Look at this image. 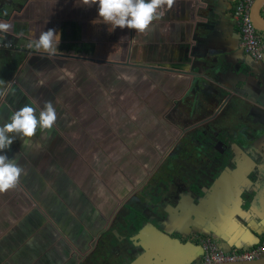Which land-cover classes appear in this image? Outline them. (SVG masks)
<instances>
[{
  "label": "crops",
  "instance_id": "obj_1",
  "mask_svg": "<svg viewBox=\"0 0 264 264\" xmlns=\"http://www.w3.org/2000/svg\"><path fill=\"white\" fill-rule=\"evenodd\" d=\"M239 1L174 0L141 33L111 29L99 20L98 5L83 6L81 0H0V21L12 25L10 36H21L34 50L14 81L0 68L5 93L0 95V125L18 110V94H26L18 100L43 107L55 91L63 98L78 96V83L84 80L96 86L94 94L105 100L104 109L116 124L113 133L107 130L109 122L99 131L96 147L78 130L71 151V136L53 127L25 138L27 143L18 138L0 152L16 156L27 170L19 183L21 202L13 200L12 189L0 193V264H85L90 257L97 264H187L201 259L202 250L195 245L202 237L211 238L222 251L247 250L264 239V179L255 178L256 173L264 178V159L247 165L249 156L255 160L258 154L253 158L248 148L240 151L243 128L264 129V60L253 64L241 47L233 16ZM49 28L61 33L57 54L50 59L33 46ZM14 56L16 65L25 61L19 53ZM65 107L62 120L68 125L73 121ZM231 110L239 113L227 123L224 116ZM213 117L222 119L223 132L235 129L233 138L223 140L225 146L239 148L224 149L221 159L230 170L212 175L201 190L226 179L214 195L182 192L184 198L176 194L169 205L152 209L163 198L156 183L166 187V177L154 176L169 145L185 131L208 126ZM22 143L27 152L17 155ZM113 145L124 151L123 159H112ZM148 179L144 191L135 194ZM149 192L160 196L156 203L140 206L145 212L134 211L135 224L145 223L143 230L139 225L137 240L124 229L121 214L127 220L126 206L139 207L136 195L146 198ZM67 205L79 211L77 216L65 210ZM51 215L53 222L47 218ZM103 228L104 252L92 250V240ZM165 230L172 234L168 242L162 241Z\"/></svg>",
  "mask_w": 264,
  "mask_h": 264
},
{
  "label": "rangeland",
  "instance_id": "obj_2",
  "mask_svg": "<svg viewBox=\"0 0 264 264\" xmlns=\"http://www.w3.org/2000/svg\"><path fill=\"white\" fill-rule=\"evenodd\" d=\"M1 14H0V16L2 17V15H4V14H2V15ZM13 36H10L9 33L8 34L7 33L6 34L0 33V66H1L0 68L3 69V73L11 75L12 81H14V77L16 76V74L21 72L22 69L25 68V66L27 64L26 62H27L28 58L30 57L29 55L33 54V51H34L31 49V44H29V43L25 44L24 38H22L21 36H14V37ZM16 53L17 54L19 53V57L21 59L25 60L24 62H19L18 65H16V63H15V59L17 57H15L14 55L17 56ZM78 84L80 86H82V88L80 89L81 95L79 93L78 96L74 95L73 97L70 96V98H67V97L63 98L61 95L57 96V93L60 94V92L55 91V93L52 92V95L54 97H52V95H51L48 99L49 101H51L53 103V105L57 111L58 119H57L56 124L54 126L56 128V131H58V129H61V131L64 129L65 133L67 134V137L71 136V140L68 141V142H70L69 146L71 147L70 148L71 151H75L76 143H73L72 137L75 135V133L78 130H83L85 133L84 135L86 136V139H89L90 143H93L94 146L95 145L97 146V144L99 145V143H97L96 139L100 133L99 131L106 130L105 125L108 122L109 123L107 124L106 127H108L109 129H107V130H111L113 133V130L116 128V124H114V121H113L114 117H112V119H111L110 114L104 109L105 106L107 105L105 100H103L101 97H99V93L96 95L94 94L97 91L96 86L92 82H90V80H84L82 82H79ZM25 95L26 94H18L17 96L14 97V100H15L14 103L16 104L17 107L19 106L18 109H20L22 106H24L26 104L32 105V103H30L29 101L27 102V101L21 100V99L18 100L19 97H22ZM62 105L66 106L65 107V109H66L65 114H67L66 116H69L70 120L73 121L71 124L63 125L62 117H64V114L62 113ZM249 106H251V105H249ZM8 108H13L12 104L10 106H8ZM227 113L228 114L224 116V119H226L225 122L229 123V122H232L235 120V117L238 116L239 112H237L235 110H231V111H227ZM235 114H236V116H235ZM217 117H218V115H217ZM217 117H213L212 119L213 120L217 119L216 121H218V123L215 121V123L211 122V124H210V128L212 129L211 133H213L215 135H216V130H218V128L221 126V123H222L221 122L222 119H219ZM111 122L113 123V126H110ZM242 130H243V133H242L243 137L241 138L242 144L240 147V151L248 148L250 150L249 155H251L252 157L255 156V154L261 155V157H258V158L253 157L255 160H253L249 156L248 159L251 162L245 163V164H247V165H251L252 163L256 164L260 159H264V155L262 156V154H264V140H262L264 138V132H263L264 130H262L259 127H258V129H253V130H250L247 128H243ZM196 135H199V133L197 132ZM210 135H212V134L206 133L204 136L203 140H204V143L206 145H211L210 141H212V140H211V138H208ZM188 136L192 137V135L190 136L189 133H187L186 131L181 133V136L176 141L177 145L176 144L173 145V147L176 148L175 150H180V149L185 150L186 145H187L186 143H189L188 145L193 144V142L190 143V141H188V140H192L191 138L186 139V137H188ZM216 136H214V138H217V139H214L213 142H215V143H217V145H219L220 144V143L218 144L219 138ZM193 137H195V136H193ZM18 138L19 137H17L16 139H18ZM215 140H218V141H215ZM258 140H262V141H258ZM127 142L130 143L131 139H128ZM244 143H246V144L244 145ZM262 143H263V145H262ZM202 144L203 143H201V144L198 143L197 145L195 144V155L193 158L194 164H196L197 166L202 165V164H206V169L210 170L211 165L213 163L214 168L212 170H215L213 175L220 174L221 169H223V167H225L227 165V163L223 162V161L220 162L221 158H219V157H216L213 160V162L211 163L210 158H209L210 156H208L206 153L207 148L203 147ZM236 146L239 148V145H236V144H234V146H230L229 148L234 149V148H236ZM168 148H170V147H168ZM16 149L18 151L17 155L25 154L27 152L26 151L27 146H25V143H22V146L18 145ZM119 149H120L119 145H113V147L111 148V150L114 154L112 159L117 160V158L123 159V157H125L126 154L124 153V151L119 152ZM228 151H230V150L228 149ZM115 153H117V154H115ZM178 153H179V151H178ZM56 155L62 156V154H60V152ZM50 156L53 157L54 155L51 154ZM18 157H20V156H18ZM226 157H227V154H226ZM130 159H132V158H130ZM227 159H230V158L227 157ZM231 159H232V157H231ZM221 164H223V166H221ZM157 166H158V162H157V164H152L151 169L155 170ZM72 168H75V166H72ZM120 170H122V169H120ZM167 171H170V169H168ZM189 176H191V181L186 179V173L185 172L180 173L177 176H173V175L169 176L165 180V181H167V184H165V185H167V187L163 191L162 200L158 201V199H156V198L150 200V199H146L145 197H142L140 195H136V197L138 198V201H139V203L137 201H136V203L140 207V206H144L146 204L150 205V203L155 200L158 202L157 203L155 202L156 204H154L152 206V209H158V208L160 209L161 203H162V205H165V204L169 205L172 202V199H174L176 197V191H177V194H178V192L182 191V192H185L186 195L190 194L192 197L197 196V195L200 196L201 194H204L205 191L210 193V190L208 187L206 189L201 190V188L199 187V185L197 183L192 182V181L197 179V175L195 173L192 172V174ZM21 178L23 179L22 176H21ZM23 181H25V180L23 179ZM147 181L150 182L151 179L143 181L139 185V187L136 188L134 193L136 194L137 192L142 191L144 186H148ZM168 182H169V184H171V186H169ZM20 191H22V187L20 186V184H18V186L16 188L12 189L13 200H16L17 202L22 201L20 198V194H21ZM129 196H127V197L130 198ZM199 196L197 197L198 200L201 199V197H199ZM197 198H195V200ZM83 199H85V198H83ZM125 200L123 201V203L126 202ZM67 203H68V205H71L73 203V199L68 200ZM77 203H79V202H77ZM68 205L66 206L65 210L72 211L71 215L77 216L76 213H78L79 211L74 210V207H72V206L69 208ZM172 205H173V203H172ZM126 207L127 208L125 210L127 211V214H128L127 220H126V213L125 212H123V214H121V218L125 219L127 224H132L131 221L135 222L137 219V218H134V216H133L134 209L132 210L128 205ZM52 217H53V215H51V217L47 216L48 220L51 222H53ZM124 229H126V228H124ZM58 231H59L61 236H64V234L61 230L58 229ZM104 232L105 231L103 228V230L100 231L99 234L94 236V239L92 240V243H91L92 250H98L99 248L106 246L107 239L104 235ZM126 238L128 240L129 235ZM122 241H124V239ZM102 251H103V248H102ZM88 260L91 261V257ZM88 260H85V264H97V262H93V261L89 262Z\"/></svg>",
  "mask_w": 264,
  "mask_h": 264
},
{
  "label": "clouds",
  "instance_id": "obj_3",
  "mask_svg": "<svg viewBox=\"0 0 264 264\" xmlns=\"http://www.w3.org/2000/svg\"><path fill=\"white\" fill-rule=\"evenodd\" d=\"M173 3L174 0H81L83 6L98 5L99 20L109 24L111 29L117 26L122 29L127 27L141 33L149 30L153 22L160 19L162 8H171ZM11 28L10 23L0 21V33L6 34ZM60 38L61 33L58 30L49 28L39 34L33 46L37 51L47 53L50 59L57 54ZM66 75L73 76L71 72H66ZM3 83L0 80V86ZM4 94L0 90V95ZM57 119V111L51 101H45L43 107L26 104L13 111L8 121L0 125V152L9 149L17 137L27 143L25 138L34 137L38 131H50ZM26 174L27 170L20 165L16 156L9 158L7 154H0V193L16 188L21 176Z\"/></svg>",
  "mask_w": 264,
  "mask_h": 264
},
{
  "label": "flooded vegetation",
  "instance_id": "obj_4",
  "mask_svg": "<svg viewBox=\"0 0 264 264\" xmlns=\"http://www.w3.org/2000/svg\"><path fill=\"white\" fill-rule=\"evenodd\" d=\"M250 61L253 62V64L255 65H261L262 61L264 60V50H263V54H262V57L260 60H254L252 59L251 57L248 58ZM245 71V69H244ZM217 120V119H216ZM212 121V123H215V121ZM218 123V121H216ZM210 124L208 126H204V127H201L199 129H196V128H193L194 130H191V131H188L187 133H189V135L192 137H186V139H192V140H188L191 142H193L192 145H188L189 143H186V149L183 150V149H180V150H175L176 148L173 147L174 144L177 145L176 141L177 140H174L172 142L170 146L171 149H169V154L164 158V161L162 162L161 166H160V170L155 173V180L157 179H160L162 178V176L166 177V179L170 176L169 173L173 172V176H177L178 174L180 173H183V172H187L189 175L193 173H195L197 175V179L196 181H199L201 182V184H199V187L202 188H205L206 184L209 185V182H210V177L213 175L214 171L215 170H212L214 168V165H213V160L216 158V157H219V158H222V157H225V155L223 154V151L224 149L228 151L229 147H226L225 146V142L223 140H226V141H229L231 138L234 137V133H235V129L232 128L231 126L229 128H227L224 132L223 130H221V126L218 128V130H216V135L211 133L212 129L210 128ZM191 132V133H190ZM199 133V135H196V133ZM205 132V133H204ZM206 133H209V134H212L210 135L208 138H211L212 141L211 142V145H206L204 143V136ZM195 136V137H193ZM214 136L218 137L219 138V141L218 140H215V141H218V144L213 142L214 139H217V138H214ZM203 140V141H202ZM223 141V142H222ZM198 143H203V147L207 148V155L210 156V162L212 163L211 165V168L210 170H207L206 169V164H202V165H196L194 164V155H195V144L197 145ZM194 147V148H193ZM179 151V153H178ZM264 154H262L263 156ZM258 157H261L260 154H258ZM222 161V159L220 160V162ZM168 169H170V171H167ZM194 169V170H193ZM200 169V170H199ZM196 170V171H195ZM205 173V175H204ZM165 179V180H166ZM164 180V181H165ZM187 180H190V178L187 177ZM157 181H155L156 183ZM207 182V183H206ZM165 183L167 184V181H165ZM159 185V192H162L161 193V196L163 195V191L166 189V187H163L160 185V182L159 183H156ZM169 184V182H168ZM169 186H171V184H169ZM144 191V190H142ZM176 194H177V191H176ZM160 196V195H158ZM156 194H152V192H149V194H146V198L148 199H157L158 197ZM178 197L180 198H184L185 194L182 193V191L178 192L177 194ZM159 199V197H158ZM157 202V201H155ZM155 202H151V204L155 203ZM144 209H142L141 207H135L134 208V211H137V212H145L143 211ZM133 216L134 218H137V215L136 213L134 212L133 213ZM133 223V221H131ZM135 223V222H134Z\"/></svg>",
  "mask_w": 264,
  "mask_h": 264
},
{
  "label": "built area",
  "instance_id": "obj_5",
  "mask_svg": "<svg viewBox=\"0 0 264 264\" xmlns=\"http://www.w3.org/2000/svg\"><path fill=\"white\" fill-rule=\"evenodd\" d=\"M254 0H240L233 8V16L238 28L241 47L246 55L254 60H260L264 49V39L257 32L249 18V9ZM202 256L192 264H218L232 262H248L264 256V239L257 245L243 251L235 249L223 252L209 237L199 240Z\"/></svg>",
  "mask_w": 264,
  "mask_h": 264
},
{
  "label": "water",
  "instance_id": "obj_6",
  "mask_svg": "<svg viewBox=\"0 0 264 264\" xmlns=\"http://www.w3.org/2000/svg\"><path fill=\"white\" fill-rule=\"evenodd\" d=\"M249 18L255 28V30L257 32H259L260 35H262V38L264 39V0H254L250 6V9H249ZM264 50V49H263ZM222 85V84H221ZM226 86V85H225ZM264 130V129H262ZM264 132V131H263ZM228 167V163L227 165L225 166V168L223 167L224 171H229L230 169L227 168ZM224 173V172H223ZM255 178H262V180L264 179L263 176H262V173H256L255 174ZM223 179H226V175L223 176L222 179H219L216 184H215V187L214 188H211L209 189L210 190V194L214 195L216 194V187L219 186V183L223 180ZM145 223H140V227L142 228H145ZM139 225L135 224L134 222L132 224H127L126 226V231L127 233L129 234H134L136 237V239L138 240V234H141L140 230L141 228L139 227ZM147 226V225H146ZM170 235H172L169 230H165L162 234V241L164 242H168L170 239L169 237H171ZM199 237V236H198ZM174 240V239H173ZM195 245V244H194ZM195 246H199L200 249H201V246H200V243L197 242V244ZM137 247V246H136ZM141 246H138V248H140ZM143 248V247H142ZM234 249V248H233ZM144 252L146 251L144 248H143ZM231 250V249H230ZM139 250L137 249L136 253L138 252ZM226 252V251H225ZM133 254L134 253V250L132 251ZM150 253V251H149ZM197 262V260L195 261ZM194 263V262H193ZM187 264H192V263H187ZM218 264H264V256L261 257V258H258V259H255L253 261H248V262H241V261H238V262H232V263H218Z\"/></svg>",
  "mask_w": 264,
  "mask_h": 264
}]
</instances>
